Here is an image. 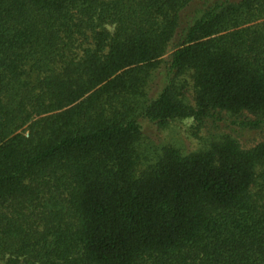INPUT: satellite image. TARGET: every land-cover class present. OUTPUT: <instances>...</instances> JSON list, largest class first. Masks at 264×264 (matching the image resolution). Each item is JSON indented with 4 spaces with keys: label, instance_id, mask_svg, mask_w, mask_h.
Listing matches in <instances>:
<instances>
[{
    "label": "trees",
    "instance_id": "obj_1",
    "mask_svg": "<svg viewBox=\"0 0 264 264\" xmlns=\"http://www.w3.org/2000/svg\"><path fill=\"white\" fill-rule=\"evenodd\" d=\"M0 264H264V0H0Z\"/></svg>",
    "mask_w": 264,
    "mask_h": 264
},
{
    "label": "rangeland",
    "instance_id": "obj_2",
    "mask_svg": "<svg viewBox=\"0 0 264 264\" xmlns=\"http://www.w3.org/2000/svg\"><path fill=\"white\" fill-rule=\"evenodd\" d=\"M190 124H191L190 120H183L179 126H182V128H186ZM161 138H163V140H172L175 143H181L183 141L182 136L180 134L174 133L170 129L164 131V133L161 135Z\"/></svg>",
    "mask_w": 264,
    "mask_h": 264
}]
</instances>
